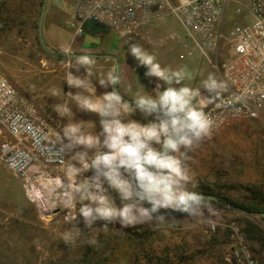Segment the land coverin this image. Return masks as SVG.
Listing matches in <instances>:
<instances>
[{
	"label": "rangeland",
	"instance_id": "obj_1",
	"mask_svg": "<svg viewBox=\"0 0 264 264\" xmlns=\"http://www.w3.org/2000/svg\"><path fill=\"white\" fill-rule=\"evenodd\" d=\"M73 3L74 0H6L0 13V71L16 87L18 96L36 108L27 96L34 97L36 73L42 69L50 70L49 78L54 80L69 79L72 73L98 84L106 74L104 62L98 61L93 70L84 66L83 60L60 58L67 54H57L47 47L48 28L60 44L73 34L65 24ZM244 3L245 0H232L227 16H234V10ZM41 8L43 44L37 30ZM161 20L165 25L161 31L119 37L117 32L107 29L97 33L95 40L104 47H116L121 42L129 49L131 44H138L147 52H154L148 48L154 45L157 55L171 50L168 53L177 66L184 67L189 74L183 84L201 89L209 75L215 77L213 69L193 48L177 19L167 14ZM172 34L178 36V43L170 40L173 47L164 39ZM189 51L191 55L187 54ZM26 61L29 64L25 65ZM41 61L45 62L44 67ZM43 114L67 150V141L62 138L64 126L54 120L60 115L65 117V113ZM189 157L188 175L198 185L197 191L201 185L210 186L237 202L250 200L253 190L264 195V113L256 119L229 120L211 132ZM72 161L73 158L67 159L63 169L42 171H67ZM86 172L78 179L92 175L91 171ZM36 192V187L15 178L0 161V264H247L246 251L254 264H264V247L253 239L257 232L245 230L250 223L262 229L264 235V220L258 215L213 204V210L206 211L201 219L174 216L160 225L137 223L119 233V223L101 231L97 229L104 222L97 221L93 225L96 229L89 230L78 216L73 223L82 234L68 242L64 236L72 224L62 219L67 203L60 199L59 190L52 192V197L58 199L51 209L58 212L54 216L42 211ZM111 198L117 206L121 204L119 198Z\"/></svg>",
	"mask_w": 264,
	"mask_h": 264
},
{
	"label": "clouds",
	"instance_id": "obj_2",
	"mask_svg": "<svg viewBox=\"0 0 264 264\" xmlns=\"http://www.w3.org/2000/svg\"><path fill=\"white\" fill-rule=\"evenodd\" d=\"M129 52L154 84L150 94L142 86L133 100H125L115 87L119 76L112 72L101 82L102 87L111 91L95 101L81 92L66 94L79 108L97 114L101 129L97 134L85 133L74 123L62 130L70 151L78 146L83 149L73 155V162L68 165L70 178H50L59 190L60 199L76 213L68 221L72 224L64 236L68 242L82 234L73 223L78 216L89 230L96 229L93 225L97 221L104 222L97 229L101 231L119 223L121 227L116 229L119 233L137 223L163 224L174 219L172 213L192 220L201 219L206 211L213 210L212 197L197 191L198 185L188 175L186 164L189 153L199 147L213 128L212 118L196 103L201 90L183 84L189 78L184 67L175 70L163 67L138 44H131ZM69 79L70 88H83V79L72 73ZM202 84L209 99L226 88L213 75ZM64 107L70 112L67 105ZM137 111L151 119L143 124L125 121V117ZM86 171L92 175L78 179ZM109 189L118 194L119 206L109 196ZM95 242L93 238L91 243Z\"/></svg>",
	"mask_w": 264,
	"mask_h": 264
},
{
	"label": "built area",
	"instance_id": "obj_3",
	"mask_svg": "<svg viewBox=\"0 0 264 264\" xmlns=\"http://www.w3.org/2000/svg\"><path fill=\"white\" fill-rule=\"evenodd\" d=\"M231 2L74 0L67 26L74 38L83 37L88 24H101L121 37L139 36L154 20L173 16L199 56L211 66L216 80L226 85L203 106L213 120V132L229 120L256 119L264 113V0H245L242 8L229 17ZM0 125L12 139L0 146V161L15 178L37 188L43 180L42 169L60 170L66 166V148L45 115L21 99L1 71ZM108 194L118 195L111 189ZM75 215L66 204L62 219L69 221ZM245 260L254 264L248 251Z\"/></svg>",
	"mask_w": 264,
	"mask_h": 264
},
{
	"label": "crops",
	"instance_id": "obj_4",
	"mask_svg": "<svg viewBox=\"0 0 264 264\" xmlns=\"http://www.w3.org/2000/svg\"><path fill=\"white\" fill-rule=\"evenodd\" d=\"M62 12V11H61ZM66 21V26H67ZM162 20H154L150 25L145 27L141 34L145 33H154L157 31L163 30L165 27ZM67 29L68 26H67ZM70 30V29H69ZM49 35L47 36L48 43L47 47L50 51H54L57 54L64 55L69 53H75L81 55L80 57H76L79 60H83L84 66L89 67L90 69L96 68V63L104 62V69L106 70V74L103 75L104 78L102 81L106 80L109 73L112 72L114 75L119 76V83L115 86L120 94L124 97L125 100L131 101L134 98V95L144 87L145 91L149 94L152 92L154 87L153 83L149 82V78L145 76L146 69L144 67L138 66V61H136L129 52L128 47H125L120 42L116 47L115 46H99L95 40L96 34H88L81 37V38H74L73 34L65 40L64 43H58L51 34L54 31L51 28H48ZM104 36V35H102ZM121 37V36H119ZM118 38V37H117ZM168 38V39H167ZM164 39L170 43V40L176 41L178 43V36L176 34H172L169 36H164ZM125 39L118 38V41L124 42ZM175 43V44H176ZM152 44V43H150ZM172 44V47L174 43ZM154 45H149L148 48L154 49V52H149L156 57V60L161 64L163 67H170L173 70L178 69L177 63L171 57V50H166L165 52L161 53L160 55L156 54V48H153ZM156 47V46H155ZM143 48V47H142ZM145 49V48H143ZM172 49V48H170ZM48 50V51H49ZM158 50V49H157ZM156 50V51H157ZM161 56V57H159ZM62 58V56H60ZM87 58V59H82ZM160 58V59H159ZM42 62V67H44L45 62ZM110 62V63H109ZM29 64L27 61L25 65ZM102 64V63H101ZM114 70V71H113ZM50 70L42 69L38 73H36V80L34 85V90L32 92L35 93L34 97L27 96L30 101L35 102V105L38 107L37 109L42 113H65V117L60 115L56 117L54 120L58 124H62L64 127L66 125L77 124L80 126L85 133H92L97 134L101 131L99 125V117L97 114L93 112L85 111L79 108L75 101H73L70 97L66 96L67 93L72 92L75 95L77 92H81L86 96H90L93 100H96V97L101 96L106 91H111V88H104L101 86V83H95L89 80L87 77H83L85 81L83 88L75 89L70 88L69 83L71 82L70 79H57L54 80L49 78ZM154 79V78H153ZM200 95L196 97V103L203 108L204 104L207 101H211L209 99V94L203 91V87L200 89ZM65 105L68 106L70 112H66ZM128 119L138 121L140 123H147L151 117L147 119L140 113L135 112L127 117H125V121ZM12 141L11 137L7 133V131L0 125V146L4 142ZM67 141V140H66ZM68 143V141H67ZM82 146H78L73 150H69V146H67V159H72L73 155L76 152L82 151ZM1 154V151H0ZM91 155V151L89 152ZM73 162V161H72ZM79 167V165H76ZM45 171V170H44ZM66 172L68 175H66ZM83 172L82 174L85 175ZM71 169L67 165V171L61 172H51L46 171L42 173L43 180L41 181V185L38 186L37 189V198L40 203V207L42 211L45 209V213L49 215H56L58 212L54 213L51 211L53 210V206L55 205V199L52 197V192L57 188L52 183L50 178L52 177H64L65 179L70 178ZM81 174V175H82ZM115 199H118V195H113Z\"/></svg>",
	"mask_w": 264,
	"mask_h": 264
},
{
	"label": "trees",
	"instance_id": "obj_5",
	"mask_svg": "<svg viewBox=\"0 0 264 264\" xmlns=\"http://www.w3.org/2000/svg\"><path fill=\"white\" fill-rule=\"evenodd\" d=\"M6 0H0V13L4 8ZM1 16V15H0ZM107 30L106 27L99 28L95 27L92 24H88L85 27V32L88 34H97V33H103ZM199 192L203 193L204 195H210L216 197V200H213V204H216L218 206H224L232 209L237 210H245L251 213L261 212L264 213V195L260 191L253 190L251 192L250 200L246 202H237L230 198H228L223 193L216 191L213 187L210 186H203L201 185L198 189ZM250 226V227H249ZM249 229H245L246 231H249V233H252V230H255L258 234L257 237H254L255 239L262 247H264V235L262 229L254 226V225H248Z\"/></svg>",
	"mask_w": 264,
	"mask_h": 264
},
{
	"label": "water",
	"instance_id": "obj_6",
	"mask_svg": "<svg viewBox=\"0 0 264 264\" xmlns=\"http://www.w3.org/2000/svg\"><path fill=\"white\" fill-rule=\"evenodd\" d=\"M42 16H43V9L41 8V12H40V17H39V22H38V37L40 39V42L43 44V37H42ZM98 27L99 28H103L104 26L101 25V24H98ZM81 55H78V54H75V53H69L67 54L66 56H63L62 58L64 57H67V58H76V57H80ZM205 196H209V197H212L213 200H216V197L214 196H210V195H205ZM240 212L244 213V214H247V215H258L260 216L263 220H264V213H261V212H256V213H251V212H248V211H245V210H239ZM173 217L174 216H180L181 214L180 213H172L171 214Z\"/></svg>",
	"mask_w": 264,
	"mask_h": 264
},
{
	"label": "flooded vegetation",
	"instance_id": "obj_7",
	"mask_svg": "<svg viewBox=\"0 0 264 264\" xmlns=\"http://www.w3.org/2000/svg\"><path fill=\"white\" fill-rule=\"evenodd\" d=\"M93 26H95V27H98V25H97V24H93Z\"/></svg>",
	"mask_w": 264,
	"mask_h": 264
}]
</instances>
